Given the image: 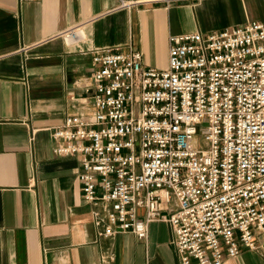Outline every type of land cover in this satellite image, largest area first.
I'll return each mask as SVG.
<instances>
[{
    "label": "built area",
    "instance_id": "1",
    "mask_svg": "<svg viewBox=\"0 0 264 264\" xmlns=\"http://www.w3.org/2000/svg\"><path fill=\"white\" fill-rule=\"evenodd\" d=\"M82 34L77 26L64 36L79 45ZM169 43L166 69L132 46L90 49L92 70L75 81L84 92L77 111L51 130L54 153L80 158L101 237L146 242L151 223L166 222L181 264H225L262 248L264 23Z\"/></svg>",
    "mask_w": 264,
    "mask_h": 264
},
{
    "label": "crops",
    "instance_id": "2",
    "mask_svg": "<svg viewBox=\"0 0 264 264\" xmlns=\"http://www.w3.org/2000/svg\"><path fill=\"white\" fill-rule=\"evenodd\" d=\"M0 0V264H181L170 225L104 238L83 199L80 158L54 153L52 128L77 111L90 49L129 46L166 69L169 37L264 23V0ZM162 1V2H161ZM80 26L79 45L64 33ZM243 249L225 264H264Z\"/></svg>",
    "mask_w": 264,
    "mask_h": 264
},
{
    "label": "rangeland",
    "instance_id": "3",
    "mask_svg": "<svg viewBox=\"0 0 264 264\" xmlns=\"http://www.w3.org/2000/svg\"><path fill=\"white\" fill-rule=\"evenodd\" d=\"M197 142H198V144H201V145H203V143H204V140H203V137H202V135H201V134H198V135H197Z\"/></svg>",
    "mask_w": 264,
    "mask_h": 264
}]
</instances>
